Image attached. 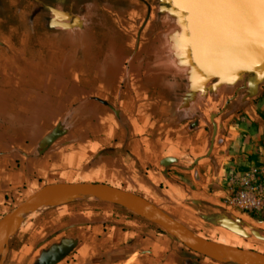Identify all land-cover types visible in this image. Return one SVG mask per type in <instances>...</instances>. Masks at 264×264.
Here are the masks:
<instances>
[{"label": "crops", "instance_id": "0c3cea01", "mask_svg": "<svg viewBox=\"0 0 264 264\" xmlns=\"http://www.w3.org/2000/svg\"><path fill=\"white\" fill-rule=\"evenodd\" d=\"M170 20L156 0H0V219L47 183L104 182L182 220L217 202L213 168L256 153L264 174V123L254 131L249 120L264 109V81L209 82L189 97ZM184 170L187 187L177 180ZM166 241L126 206L79 197L31 214L0 261L104 264L119 253L132 264Z\"/></svg>", "mask_w": 264, "mask_h": 264}, {"label": "water", "instance_id": "95a60500", "mask_svg": "<svg viewBox=\"0 0 264 264\" xmlns=\"http://www.w3.org/2000/svg\"><path fill=\"white\" fill-rule=\"evenodd\" d=\"M169 1L173 11L182 16L185 24L183 45L188 49L191 63L198 72L196 89L204 87L210 79H218L220 84L251 74L254 85L264 79V4L260 0H250L243 7L219 9L192 7L188 0ZM212 120L214 131L208 154L213 151L218 132L214 117ZM173 159L166 158L165 164H170ZM61 193L79 197L99 195L121 203L160 226L190 250L207 257L237 264H264V252L213 240L190 230V234H187L169 213L145 196L104 182H52L30 194L0 219V239L3 240L0 256L7 253L13 230ZM222 222L236 234L250 236L233 218L224 217ZM253 233L264 240V235L259 231Z\"/></svg>", "mask_w": 264, "mask_h": 264}, {"label": "rangeland", "instance_id": "374dc122", "mask_svg": "<svg viewBox=\"0 0 264 264\" xmlns=\"http://www.w3.org/2000/svg\"><path fill=\"white\" fill-rule=\"evenodd\" d=\"M156 4H165L169 8L171 16L170 23L173 27L172 29L174 31L175 39L177 42L176 44L177 47L180 49V52L182 53V57L185 59H182V63L184 66L187 67V69L184 70V74L186 73L184 76V81H186L189 86V97L199 96L201 90H204L208 84H213L215 82L218 83L219 80L210 79L204 85V87H202L201 89H196L198 72L196 71L195 66L191 63L190 53L188 52V49H186L183 45V40L186 35V29L182 16L178 15L175 11H173L169 0H156ZM243 76H246L248 78L253 75L244 74ZM263 81L264 79L259 82V84H261ZM227 83L230 84L231 82ZM222 84L224 83H220V85ZM191 93L193 95H191ZM255 101L257 100L255 99ZM221 110L222 109H220L219 112H216L217 114H214L212 116L214 117V120L218 125V132L215 138V143H217V138L219 134V117H221L222 115ZM241 115L243 114H241L240 112V118L242 117ZM229 116H231V113L224 116L220 120V122L223 123L221 124L223 128L220 129L223 134V139L227 138L228 131H234L232 125L233 123H235V120L231 119V117L228 118ZM212 117L211 120L209 118L208 124V131L210 137H212L214 131ZM249 120L252 124L251 129L254 131L259 130L261 125L264 123V109L260 107V109L257 111V114H253L251 117H249ZM254 142H256V140ZM261 142L264 143V135ZM232 143L234 144V141L231 142V150L234 149V145ZM244 155V157H246V160L245 162L238 164L239 168H222V170L218 168L212 169L213 176L212 178L210 177L207 180V183H209L208 187H210V194H212L217 199V202L214 203L211 201H206L208 206H206L205 204H202L200 206L191 205L194 211H197L195 213L192 210L193 213H195L194 217H190V215L186 213L184 214L187 217H185L186 219H174L194 234L201 235L224 243L238 245L244 248H252L264 252V240L258 238L253 233V231H259L264 235V188L259 189L257 187V185H259L260 183L264 186V174L258 167V165L260 164L258 162V154L245 152ZM185 174L186 172L184 170L180 174L181 176L177 177V180L179 183L187 187L188 184H186L183 179V176ZM245 178H250L252 184L255 186V189L250 188V190L248 191L249 198L255 199L257 201L254 207H242L238 205V202L235 200V197H237L238 195L237 193L241 189L240 187L242 180H245ZM235 186H237L238 190H236ZM93 196L95 198L107 200L99 195ZM75 198H79V196ZM108 201L113 202L111 200ZM214 210H216L217 212L215 215L213 214ZM224 217H230L238 221L250 233V236L244 237L229 230L222 222V219ZM211 221H214V223H212ZM148 222L150 221L148 220ZM152 224L158 228L159 232L166 235L170 239V241L162 242L161 244H159L156 250L152 252H143L139 254V259H136V262L132 264H237L213 259L203 254L191 251L179 240L161 231L157 224ZM17 228L18 226L13 230L11 237L13 236ZM11 237L9 239V244H11ZM0 244H3L2 239H0ZM126 263L127 262H125L124 259L121 260L120 254L116 253L109 254L107 262L104 264Z\"/></svg>", "mask_w": 264, "mask_h": 264}, {"label": "snow or ice", "instance_id": "6c2138e0", "mask_svg": "<svg viewBox=\"0 0 264 264\" xmlns=\"http://www.w3.org/2000/svg\"><path fill=\"white\" fill-rule=\"evenodd\" d=\"M264 4V0H260ZM192 7L196 8H237L250 3V0H188Z\"/></svg>", "mask_w": 264, "mask_h": 264}, {"label": "built area", "instance_id": "2783aa9c", "mask_svg": "<svg viewBox=\"0 0 264 264\" xmlns=\"http://www.w3.org/2000/svg\"><path fill=\"white\" fill-rule=\"evenodd\" d=\"M257 187L259 189L264 188V186L261 183L257 185ZM235 188L236 190H238L237 186H235ZM240 188L241 189L237 193L238 194L237 197H235V200L238 202V205L245 207V208L254 207L257 201L255 199L249 198V195H248V191L250 190V188L255 189V186L252 184L250 178H245V180H242Z\"/></svg>", "mask_w": 264, "mask_h": 264}, {"label": "bare ground", "instance_id": "6f19581e", "mask_svg": "<svg viewBox=\"0 0 264 264\" xmlns=\"http://www.w3.org/2000/svg\"><path fill=\"white\" fill-rule=\"evenodd\" d=\"M97 196V195H95ZM77 197V195H73V194H70V193H61V194H58L57 196H55L53 199H52V202H56V203H62V202H67L73 198ZM131 206L135 207V208H140L139 206H137L136 204L134 203H130ZM179 227L185 231V233L187 234H190L189 230L186 228V227H183L181 224H179Z\"/></svg>", "mask_w": 264, "mask_h": 264}, {"label": "trees", "instance_id": "16d2710c", "mask_svg": "<svg viewBox=\"0 0 264 264\" xmlns=\"http://www.w3.org/2000/svg\"><path fill=\"white\" fill-rule=\"evenodd\" d=\"M136 216H138V217H140V218H142V219H144V220H146V221H148L146 218H144V217H142V216H140L138 213H136V212H133ZM159 229H161V231H163L164 233H166V234H168L166 231H164L160 226H159ZM172 237V236H171ZM176 239V238H175ZM188 248V247H187ZM189 249V248H188ZM192 251V250H191Z\"/></svg>", "mask_w": 264, "mask_h": 264}]
</instances>
